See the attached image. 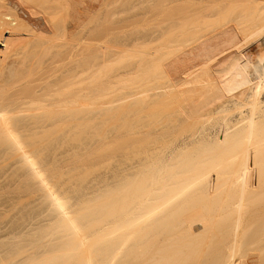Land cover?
Here are the masks:
<instances>
[{
    "label": "bare ground",
    "instance_id": "6f19581e",
    "mask_svg": "<svg viewBox=\"0 0 264 264\" xmlns=\"http://www.w3.org/2000/svg\"><path fill=\"white\" fill-rule=\"evenodd\" d=\"M82 1L0 0V211L38 208L35 222L25 223L28 213L7 225L0 221V264H185V259L246 264L253 248L246 245L245 253L243 240L253 229L244 223L249 212L254 216L261 210L252 207L264 208V0H245L239 18L226 17L206 30L199 25L189 40L181 39L179 30H163L158 48L149 45L155 37L148 43L158 51L145 42L140 46L149 53L143 54L123 41L128 36L122 40L116 31L113 36L115 27L113 33L109 29L111 18L124 11H114L111 0L108 7L104 0L105 6L88 7L96 17L107 7L106 18H88L91 24L103 19L106 27L94 25L98 31L86 20L81 26ZM52 6L59 17L48 20L45 7L56 10ZM124 18L118 23L125 24ZM182 22L181 31L197 25ZM83 27L103 35L95 39L88 33V39ZM174 35L180 42L167 40ZM80 48L87 50L83 57ZM47 55L55 65L59 57L58 68L44 63ZM114 56L127 69L116 81L107 70ZM37 58L44 61L37 74L45 78L29 79ZM154 75L161 81L155 83ZM123 109L130 138L126 157L120 155L125 161L117 162L118 170L110 173L115 176L107 173L115 183L104 185L102 193L106 174L101 180L98 175L72 190L71 177L65 180L71 171L65 169L68 141L62 132H79L87 118L93 125L96 115L104 119ZM112 190L125 195L124 207L108 203ZM243 228L249 233L243 235ZM28 236H42V241Z\"/></svg>",
    "mask_w": 264,
    "mask_h": 264
},
{
    "label": "rangeland",
    "instance_id": "374dc122",
    "mask_svg": "<svg viewBox=\"0 0 264 264\" xmlns=\"http://www.w3.org/2000/svg\"><path fill=\"white\" fill-rule=\"evenodd\" d=\"M245 2V0H164V6H163V15H164V25H165V27H166V25L169 23V22H172V25H171V27H170V30H169V32L171 31V32H173L174 30L176 31V30H179V31H177V33L178 32H180V35H179V33H178V35L181 37V39H191V38H193L192 37V35H194L195 34V31H196V29H198V27H199V25L201 26L200 27V29L202 30V29H204V27L203 26H210L211 24H214L215 25V23H220V22H218V21H221V20H223V19H225L226 17L228 18V19H230L231 17V19H233V18H239V16L238 17H235V16H237V15H239L241 12L239 11V9L242 7L241 5L243 4ZM52 4H54V3H52ZM52 4H48V6L47 7H49V5H52ZM54 5H57V3H55ZM215 5V6H214ZM59 6V5H58ZM181 6V7H180ZM47 7H45V12H46V10H49L50 12H52V14H50V12H46L47 14L46 15H48L47 17V19L48 20H50L49 19V16L50 17H52L51 19H53L54 17H53V15H55L57 18L59 17L58 15H56V12L58 11V9H57V7L56 8H54L53 6V8L54 9H56V10H53V9H49V8H47ZM47 8V9H46ZM50 8H51V6H50ZM182 8H186V9H182ZM183 13H182V12ZM184 11H185V13L187 14H185L184 13ZM240 12V13H239ZM49 13V14H48ZM58 14H59V11L57 12ZM180 13H182V14H180ZM211 14H213L212 16L213 17H211ZM186 15V16H185ZM210 15V16H209ZM209 16V17H208ZM55 17V18H56ZM226 18V19H227ZM182 19H184V21L186 20V21H189L190 20V22H188V23H190V24H186L187 26H190L191 24H197V25H192V26H197L196 28H192V26L191 27H187V28H185V30L183 29L182 31H181V29H179V26H180V24H185L184 22H182ZM189 19V20H188ZM193 20V22H191L192 20ZM54 20V19H53ZM194 21H196V22H194ZM226 21V20H225ZM53 22V21H52ZM55 22H57V20L55 21ZM179 22H182V23H180L179 24ZM224 22V21H223ZM175 23V24H174ZM222 23V22H221ZM185 25V26H186ZM218 25V24H217ZM177 28L178 27V29H174L175 27ZM207 26L205 27V29L204 30H206L207 29ZM188 28H191V29H193L192 31H190ZM203 30V31H204ZM170 32V33H171ZM202 32V31H201ZM168 33V32H167ZM174 33V32H173ZM172 33V34H173ZM200 33V32H199ZM197 34H198V32H197ZM178 35H174V36H172V38L171 37H169L167 40H177L176 38H178V37H176V36H178ZM196 35V34H195ZM173 37H176L175 39L173 38ZM166 39V38H165ZM172 40V41H173ZM178 40H179V42H180V39L178 38ZM166 41V40H165ZM187 41V40H186ZM185 41V42H186ZM168 42V41H167ZM178 42V41H177ZM183 42H184V40H183ZM173 43V42H172ZM163 44H166L167 45V43H165V42H163ZM162 44V45H163ZM175 44H176V42H175ZM256 45L255 44H253V45H251V48L253 47H255ZM84 47V46H83ZM83 47H81V48H83ZM81 48L79 49L80 51H78V53H79V55L80 56H84L85 55V53H84V55H82L83 54V52H85V51H87L86 49H85V51H83V52H81ZM84 48H86V47H84ZM252 48V49H253ZM84 50V49H83ZM52 52V51H51ZM45 53V52H44ZM49 53V52H48ZM50 54H52V53H50ZM44 55L45 54H43V57H44ZM49 56H51V55H49ZM48 55L46 56L47 57V59H46V57L44 58L45 59V62L44 61H42V60H40V59H42V58H40V59H38L37 58V60H40L39 61V63H38V61L37 62H35V65H37V67L35 68L34 67V70H33V73H29L28 74V78L30 79V76H31V78L34 80H36L37 78H36V76L37 75H41V74H43L42 76V79L43 78H45L44 77V73H41V74H37L38 73V70L37 69H39L42 65H43V63H40V62H44L45 64H48L49 62H50V60H48V59H51V57H49ZM65 57H67V54H66V56ZM64 57V61L67 59L68 61L70 60H72L71 59V56H69V57H67V58H65ZM79 57V56H78ZM58 58V59H57ZM56 58V60H58V63L56 64V65H58L59 63H60V59H59V57H57ZM36 58H34V60H35ZM43 59V60H44ZM53 60H55V59H51V61L53 62ZM46 61H49V62H47L46 63ZM67 61V63H68V65H69V62ZM52 62H50L51 64H53ZM86 61H83V67H84V65H86L87 64V62L85 63ZM49 63V64H50ZM67 63H65L64 62V64H66L67 65ZM85 63V64H84ZM44 64V65H45ZM48 64V65H49ZM61 64H62V62H61ZM63 64V65H64ZM38 65H39V68H38ZM48 65H46V66H48ZM55 67H56V65L55 64H53ZM67 65V66H68ZM51 66V65H50ZM67 66H65L64 65V69L67 67ZM59 67V65L57 66V68ZM45 68H47V67H45ZM45 68H43V69H45ZM62 68V67H61ZM52 69V68H51ZM40 70H42L41 68L39 69V72H40ZM107 70L109 71V69L107 68ZM107 70H105V71H107ZM45 71V70H44ZM43 71V72H44ZM52 71V70H51ZM107 71V72H108ZM115 71V68L114 67H112V73ZM110 72V71H109ZM106 73V72H105ZM111 73V72H110ZM109 73V74H110ZM111 73V74H112ZM108 73H107V75H109ZM110 74V76H113V75H111ZM46 75V74H45ZM104 75V74H103ZM160 75V74H159ZM33 76H34V78H33ZM101 76H102V73H101ZM106 76V75H105ZM38 77V76H37ZM99 77V76H98ZM109 77V76H108ZM159 78V76L157 77V79H153V77H152V79H153V81H155V83H156V80H157V82H158V80H160V79H158ZM41 80V78H38V80ZM102 79V78H101ZM104 79H106V83L108 82L107 80L109 79L110 80V78H108L107 79V77H105V78H103V81L105 82V80ZM111 79L112 80H114V81H116L117 79L116 78H113V77H111ZM112 80L110 81V82H112ZM161 81V80H160ZM96 82H97V80H96ZM96 82H95V84H96ZM113 88V87H112ZM114 89V88H113ZM110 90H112V89H110ZM114 90H116V89H114ZM118 91H119V89H118ZM118 91L116 90V92H114V93H116V94H118ZM112 92H113V90H112ZM113 94V93H112ZM156 105H157V103H156ZM155 104H154V106H156ZM158 105L160 106V103H158ZM161 105H163V106H167V108L165 109L166 110V112H168V111H172V110H170V109H173V107H171V108H169L168 109V107L170 106H168V105H165V104H161ZM161 108H160V112H161V110L163 111V108H162V106H160ZM154 109H155V107H153ZM153 108H152V110H153ZM157 108L159 109V107L157 106ZM157 109V110H158ZM168 110V111H167ZM120 112H122V113H120L121 115H119V113H117L118 115H116V113H115V115H107V116H105L104 117V119L102 118L103 116L102 115H96V116H98V118H97V120H96V117H95V121H94V124L92 125L91 123V125L88 123V122H91V120L89 119V118H87L88 119V121H87V123H85L86 121H81V123L83 122V127L81 126V128H80V125H79V127H77V129L79 128V130H77V131H79V132H76V130L74 131H69L68 132V134H69V136L70 137H68L67 135L68 134H66V132L64 131V132H62L63 134H64V137L66 136L67 138H65L66 140L65 141H68L69 142V144H67L68 142H65L66 144H64V140H63V146H64V151H66L67 153V156H66V160H67V162L65 163L66 164V166H65V169H66V167H68L67 169V172H70V173H67V175H65V177H67V178H65V180L66 181H68V180H70L69 178L71 177V181H68V185L69 186H71L72 184H73V188H72V190L74 189V187H75V184H76V187H75V189H83L85 186H86V184L88 183V182H90V181H94V178H98V175H101V176H99V180H101V177L104 179V177H105V174H106V179H105V181L102 179V182L104 181V182H106V181H109L108 183L106 182V184L103 182V183H101V191H102V193H104V192H107V190H105V187H104V189H102L103 188V186L104 185H107V184H109V183H115V180L112 178V179H110L109 177H111V175L113 174V173H115L117 170H118V168L117 167H119L118 165H119V163H117V162H124L125 161V159H122L121 157L122 156H124L123 158H125L126 156V144H128L129 143V138H128V132H129V130H128V123L126 122V115H124L125 114V110L123 109L122 111H120ZM154 112H158V111H154ZM164 113V112H163ZM158 114V113H157ZM161 115H162V113H160ZM160 114H158V115H155L156 117L157 116H159ZM102 116V117H101ZM160 117V116H159ZM159 117L157 118V119H159ZM85 119V118H84ZM156 119V120H157ZM94 119H92V121H93ZM155 120V121H156ZM158 121V120H157ZM80 123V124H81ZM154 123H156V122H154ZM158 123V122H157ZM186 128V127H185ZM191 128V127H190ZM187 129V132H186V130H184L186 133H188V130L189 131H191V129ZM76 129V128H75ZM184 129V128H183ZM182 129V130H183ZM180 130V129H179ZM184 131H181V132H184ZM74 132V133H73ZM177 133H178V131H176ZM180 132V131H179ZM130 133V132H129ZM55 134V133H54ZM178 134H180V133H178ZM178 134H176L175 133V135H178ZM183 134H185V133H183ZM59 135V134H58ZM130 135V134H129ZM181 135V134H180ZM179 135V136H180ZM68 138H70V139H68ZM64 139V138H63ZM51 144V148L53 147L52 145L54 144V142H52V143H50ZM49 144V145H50ZM67 145V146H66ZM66 146V147H65ZM79 147H81V149L79 148ZM128 147V146H127ZM79 149V150H78ZM82 149H84L83 151H81ZM125 149V150H124ZM78 150V155L77 154H75V152ZM80 151V152H79ZM82 152V153H81ZM124 152V153H123ZM81 153V154H80ZM119 155H122V156H117ZM117 158H116V157ZM114 158V159H113ZM117 160H116V159ZM116 160V161H115ZM112 161V162H111ZM109 162H111V163H109ZM115 162V163H114ZM68 163V164H67ZM118 164V165H117ZM121 164H123V163H121ZM115 166V167H114ZM75 167H76V169H75ZM114 168H116V170H114ZM70 169V170H69ZM115 171V172H113V171ZM109 172V173H108ZM111 172H113L112 174H110ZM110 175L109 177H107L108 176V174ZM117 175V174H116ZM113 176H115L114 174L112 175V177ZM107 178H108V180H107ZM116 179V178H115ZM114 180V181H113ZM84 183H83V182ZM101 182V181H100ZM117 183V182H116ZM77 184L78 185H81L82 186V188L80 187V186H77ZM103 184V185H102ZM114 185V184H113ZM80 187V188H79ZM71 188V187H70ZM100 191V190H99ZM114 193L115 191H111V193ZM120 192V191H119ZM119 192H117V193H119ZM121 192H124V191H121ZM108 194L109 196H107V200H108V203L111 205V206H113V207H124V202H125V195L124 196H122L123 195V193H119L118 195H117V193H116V195H114L113 193L112 194ZM6 196V195H5ZM5 196H3V197H5ZM116 198H115V197ZM3 197H1V198H3ZM104 199H106V198H104ZM31 208H32V210H31ZM110 208L111 207H109L108 209H107V212L108 213H110ZM253 209H257V208H261V210H260V212H259V209L257 210L259 213H258V215H256L257 213H255L254 214V216H253V214H251L250 212L248 213V223H247V221L244 223V226H248L250 223H252L251 225H249L248 227H250L249 229H253V232L252 231H249V232H251L252 234H248V235H246L247 233H249V232H247L248 230L247 229H245V228H243L244 230H245V232L243 233V235H246V237H248V239H246V238H244V240H243V244H245V245H243L242 247H243V249H244V246H245V248L246 249H244V250H246V252L245 253H247V246L246 245H248L249 246V249H252V250H250L249 252H251L252 254H254L253 255V257L252 256H250V254L248 255V256H250L251 258H252V261H251V258L250 257H246V259H250V260H247L246 262L247 263H251V264H257V260H258V264H264V232H263V230L262 229H264V223H263V226H262V224L260 225V224H258V223H261V222H258L259 220L261 221V217L262 216H264V208L263 207H252ZM252 208H250L251 210H252ZM34 210V211H33ZM250 210V211H251ZM254 210V211H255ZM257 211H255V212H257ZM261 211H262V213H261ZM0 212H2V213H5V215H3L2 217H1V219H0V221L1 222H3V223H5L6 225L8 224V223H10V221L14 218V220H15V218H18V216L19 215H21V214H25V216H27L28 214H29V216H28V221L27 222H25L26 224H29V222H31L32 220L31 219H34V216H35V214L38 212V208H36V211H35V207H4V208H2L1 209V211ZM106 212V213H107ZM252 212V211H251ZM28 213V214H27ZM254 213V212H253ZM31 214H33V215H31ZM260 214L262 215V216H260ZM18 215V216H17ZM257 218H256V217ZM259 216H260V218L261 219H259ZM33 217V218H32ZM255 218V220H256V222L254 221L253 222V220H254V218ZM250 218H252V219H250ZM21 220V219H20ZM262 220H264V217H263V219ZM36 220H34V221H32V222H35ZM250 221H252V222H250ZM263 222V221H262ZM2 223V224H3ZM20 223V222H19ZM4 224V225H5ZM254 224H258V225H260V226H262V227H258V225H257V227L259 228L258 230H260V233H261V231H262V233H261V235L260 234H258V230L256 229V228H254L255 227V225ZM226 228V227H225ZM254 229H256V230H254ZM247 230V231H246ZM27 231H30L31 233H32V230H31V228L29 229V230H27ZM247 232V233H246ZM255 233V234H254ZM241 234V233H240ZM257 234V235H256ZM262 234H263V236H262ZM261 236H262V238H261ZM257 238L256 239V241H255V238ZM28 239H30V241L32 242V241H36L37 242V244L38 243H40L41 241H42V236H28L27 237ZM246 239V240H245ZM258 239H260V240H258ZM251 240V243L249 242V241ZM258 240V241H257ZM263 240V241H262ZM254 241L255 242H257V243H254ZM249 243V244H248ZM252 243H254V244H252ZM257 244H259V245H257ZM251 246V247H250ZM256 246V247H255ZM257 246H259L258 248H257ZM263 246V247H262ZM261 247H262V251L261 250H256V249H261ZM254 250H256V251H254ZM257 251H258V253H260V255L257 253ZM260 251V252H259ZM256 252V253H255ZM262 253V254H261ZM256 257H258V258H256ZM185 259V258H184ZM253 260H254V262H256V263H254L253 262ZM260 260V261H259ZM193 261L194 260H191V259H188V260H181V262H184L185 264H192L193 263ZM200 262H198L199 264H203L205 261H207V259L206 260H199ZM249 261V262H248ZM253 262V263H252ZM211 263V261L209 260V262H207V264H210ZM246 263V264H247Z\"/></svg>",
    "mask_w": 264,
    "mask_h": 264
},
{
    "label": "crops",
    "instance_id": "0c3cea01",
    "mask_svg": "<svg viewBox=\"0 0 264 264\" xmlns=\"http://www.w3.org/2000/svg\"><path fill=\"white\" fill-rule=\"evenodd\" d=\"M97 1V2H96ZM103 1V0H102ZM102 1H100V0H83L80 4H79V8L81 9L80 10V12L82 13L83 12V14H81L80 16L82 17V19L84 20V22L85 23H82V21H81V26L83 25L84 26V24H86L87 22L89 23H87L90 27H91V25H93V29L95 30L96 28L94 27V25L95 24H98V25H96L97 27L99 26V24H100V20L99 19H101V17L99 16L98 17V14H100L101 16H102V14L105 12L106 13V15L108 14L107 12V4H108V2L110 1V0H108V1H106V0H104L105 1V4H106V8L105 9H103L102 8V14L101 13H98L97 14V17L96 16H94V12H92V14H93V16L94 17H96V18H99V19H94V21L93 22H97V23H92L91 24V20L90 19H88L89 17L91 18V17H93L92 16V14H91V11L89 10V8H92V7H99V5H100V7L102 6V4L104 5V3H102ZM103 1V2H104ZM115 2L113 3V0H111L110 2L112 3L111 5H112V7H113V10L115 11H117V12H120V10H122V11H124L122 14H124V16H125V18H124V23L125 24H122L123 22H121V21H123V18H122V14H120V16H121V18L122 19H120L119 17V15H117V13H115L117 16L116 17H113V18H111V19H114V20H111L108 16V19L109 20H111V21H113V26H111L112 24H109V23H111V21L110 22H108V21H106V22H104V23H108L111 27L109 28L110 30H111V28L112 29H114L113 27H115L116 29H114L113 31H114V33H113V31H112V33H113V36L115 37V34H116V36L117 35H120V37L121 36H128L127 38H125L124 40H123V38L124 37H121L122 38V40L123 41H128V43H129V45L130 44H132L133 46H134V44L135 45H137L138 47L136 48L138 51H141V53L140 54H143V52H145V51H147L146 53H149V50H145V48H146V46H140L141 44L143 45V43H145L146 45H147V48H149V46H148V43H149V41L150 42H152L154 39L156 40L157 39V37H159L160 38V36H162V34L164 33V31L163 30H165L166 32H167V30L169 31L170 30V27H171V25H172V22H169L167 25H166V27H165V25H164V15H163V6H164V0H122L124 3H121L122 1L121 0H114ZM91 2V3H90ZM94 2V3H93ZM107 2V3H106ZM109 2V3H110ZM89 4V5H88ZM99 4V5H98ZM86 5V6H85ZM122 5V6H121ZM92 6V7H91ZM105 6V5H104ZM110 6V5H109ZM89 7V8H88ZM112 7H109V8H111L112 9ZM120 8V9H119ZM93 9V8H92ZM89 10V11H88ZM103 10H104V12H103ZM106 10V11H105ZM109 10V9H108ZM112 10V11H113ZM110 12V11H109ZM96 13V12H95ZM112 13V12H111ZM110 13V14H111ZM114 13V12H113ZM91 14V15H90ZM115 14H114V16H115ZM84 15V16H83ZM109 15V14H108ZM87 16V17H86ZM103 18L105 17V14L102 16ZM106 18V17H105ZM88 19V20H87ZM118 19L119 20H121V21H119V22H121V23H118ZM87 22H86V21ZM99 22H98V21ZM102 21H103V19H102ZM101 21V24H100V26L101 25H103L102 22ZM175 24V23H174ZM120 25H124L123 27H125L126 29H124L123 27H120L119 28V26ZM80 26V27H81ZM89 26L87 27V26H85V27H87L88 29H90L89 28ZM103 27H106L105 26V24L103 25ZM109 26H107V28H108ZM86 28V29H87ZM92 28V27H91ZM102 29V27H99V29ZM84 29V27L82 28V30ZM87 29V31H84L83 32V36L85 35L86 36V38H88V36H87V34L88 33H90L89 32V30ZM93 29H91V30H93ZM100 29V32H102L103 30L105 31V29L106 28H103V30H101ZM123 30V32H126V34H124V35H121V34H119L120 32H122V31H120V30ZM90 30V31H91ZM93 30V31H94ZM96 30H98V29H96ZM106 30H108V29H106ZM117 30H118V32H117ZM93 31H91V37H92V35H93V33H95V32H93ZM99 31V30H98ZM97 31V32H98ZM110 31V32H111ZM115 31H116V33H115ZM120 31V32H119ZM122 32V33H123ZM165 32V33H166ZM111 33V34H112ZM159 33V34H158ZM96 34V33H95ZM95 34L93 35V38H95V39H98V38H100V37H102V33H98V35H97V37L95 36ZM167 34V33H166ZM165 34V35H166ZM90 37V36H89ZM155 37V38H154ZM162 37H164V36H162ZM168 37V36H167ZM154 38V39H153ZM89 39V38H88ZM90 39H92V38H90ZM164 39L165 38H163V41H164ZM153 41L152 43H150L149 45H153L151 48L152 49H154V46L157 44V48H158V40L159 41H162L161 39H158V40H156V41ZM127 41H126V43H127ZM159 44H160V42H159ZM161 45L162 44H160L159 46L161 47ZM155 47V48H156ZM159 47V48H160ZM134 48H135V46H134ZM151 48H149V49H151ZM157 48L154 50V51H152V49H151V51L152 52H157L158 50H157ZM145 50V51H144ZM160 50V49H159ZM143 51V52H142ZM114 59L112 60V62H111V64L109 65V67H108V69L110 70H112V68H111V66H113L114 68H115V71L111 74V75H113L112 77L113 78H117V77H119L120 76V74H122V75H125V73H126V62H124V64L122 65L121 63H119V59H120V57L119 56H117V57H113ZM119 58V59H118ZM113 64V65H112ZM154 68V67H153ZM152 68V69H153ZM153 71H155L154 69H153ZM152 72V71H151ZM154 73V72H153ZM153 73H152V75H153ZM151 74V73H150ZM151 75V76H152ZM157 75V74H156ZM156 75H154L153 77L154 78H156L157 76ZM153 78V79H154Z\"/></svg>",
    "mask_w": 264,
    "mask_h": 264
}]
</instances>
